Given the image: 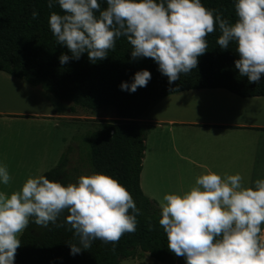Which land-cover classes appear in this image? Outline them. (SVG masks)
<instances>
[{"label":"clouds","instance_id":"1","mask_svg":"<svg viewBox=\"0 0 264 264\" xmlns=\"http://www.w3.org/2000/svg\"><path fill=\"white\" fill-rule=\"evenodd\" d=\"M46 0L49 30L61 53L60 64L87 53L90 63L103 60L115 41L124 37L131 58H151L168 83L195 69L208 45L205 37L219 29L215 43L221 50L235 44L234 67L248 83L264 74V0H233L235 21L201 0ZM98 13V15H97ZM36 19L38 12L30 13ZM151 74L136 71L119 88L134 92L146 86ZM7 166L0 163V185H8ZM158 224L167 248L185 264H264V178L242 185V176L218 174L210 169L195 178L182 193H165L159 205ZM131 210V211H129ZM67 212L63 221L60 216ZM137 208L130 192L104 173L80 175L62 184L45 175L28 177L18 191H0V264H14L21 245L19 234L30 218L39 228L66 227L77 243H67L69 255L87 250L92 241L115 242L136 230ZM152 229L148 218L147 230Z\"/></svg>","mask_w":264,"mask_h":264},{"label":"trees","instance_id":"2","mask_svg":"<svg viewBox=\"0 0 264 264\" xmlns=\"http://www.w3.org/2000/svg\"><path fill=\"white\" fill-rule=\"evenodd\" d=\"M201 3L219 10L230 23L236 19L233 0H201ZM104 7L106 4L101 0V8ZM33 9L38 12L36 19L30 15ZM52 11L63 14L58 5L48 8L46 0H0V70L73 106L92 111L107 106L114 109L119 119L103 122L86 137L87 160L92 173L107 174L125 186L140 214L135 232L123 234L114 247L111 242L94 240L87 250L75 255H69L67 244L77 243L71 230L51 224L39 228L30 218L18 236L21 245L16 250L14 264H119L123 258L134 256L138 248L157 261L185 264L183 257L168 250L166 236L158 224L160 207L140 187L146 125L137 118L145 116L162 98L183 90L224 88L243 97L264 96V74L257 84L239 76L234 67V60L239 58L235 44L221 50L215 43L220 35L215 26L205 37L208 47L198 56L196 68L181 74L171 84L151 58H131V45L124 37L115 41V47L103 60L90 63L87 53H82L79 59L70 58L60 64L61 53L70 57L71 54L66 46L57 45L49 30L47 20ZM141 69L151 74L146 86H138L134 92L118 87L121 81L130 82ZM70 149L67 147L58 162L41 175L65 185L74 183L66 167ZM65 215L66 211L57 222L61 223ZM148 218L151 230H147Z\"/></svg>","mask_w":264,"mask_h":264},{"label":"crops","instance_id":"3","mask_svg":"<svg viewBox=\"0 0 264 264\" xmlns=\"http://www.w3.org/2000/svg\"><path fill=\"white\" fill-rule=\"evenodd\" d=\"M55 100L0 70V163L10 177L41 175L92 130L82 127L94 116L76 114L78 106L67 101L61 107ZM137 120L146 125L139 183L158 205L165 193L188 190L190 177L208 169L223 175L264 167V96L243 97L224 88L183 90ZM150 174L165 179L163 188L154 187L151 177L145 190ZM172 175L187 184L171 181ZM0 189L11 193V181Z\"/></svg>","mask_w":264,"mask_h":264},{"label":"rangeland","instance_id":"4","mask_svg":"<svg viewBox=\"0 0 264 264\" xmlns=\"http://www.w3.org/2000/svg\"><path fill=\"white\" fill-rule=\"evenodd\" d=\"M55 101H57V103L61 107H63L64 105H66V103H68L67 101L58 100V99ZM76 114H81V115L90 114V115L94 116L92 118V120L94 121L93 123L86 124L82 127L84 130H87V129L91 130L92 129L91 130L92 132L95 131L96 129H98L100 124H102L103 122L113 121V120L119 119L118 117H116L114 109L112 107H109V106L103 107V108H98V109H93V111L91 109L81 108L78 106V110H77ZM91 131H90V133H91ZM87 136L88 135L83 136V138H82V136L77 137L75 139L77 146H73V148L70 149V151L68 153L69 161H68V165L66 167H67L68 172L71 174L72 179L75 181L77 180V178L80 175L92 174L91 168H90V166L88 164V160H87V153L89 152V146L86 143V137ZM46 163H47V161H44L45 166H46ZM49 168H51V167H48L46 170H48ZM237 170H238L237 172H239L242 176V185L245 187H252L253 181H255L256 179H259V178H264V167L260 168L259 166H257V169L253 170L252 173H249L251 171L246 170V169H237ZM237 172H234V173H237ZM234 173H232V174H234ZM28 177H30V176L14 175V176L10 177L11 192L12 191H18L20 186L22 185V183ZM151 177L152 176L150 174L145 178V180H143L145 182L142 181L145 190H146V183L148 181H151ZM152 178H154V184H155L154 187L156 186V184H159V186L161 188H163L162 185H163L165 179L163 177H161V175H153ZM195 178L196 177H193V178L190 177L189 187L194 185ZM170 180L171 181H178V182L181 181V184L184 183V185L187 184V182H185V180H184V177H177L176 175H172L170 177ZM6 191L7 190L4 189V192H6ZM261 228H262V231L260 233V236H261V238H264V225H261ZM119 264H166V263L155 260L154 258H152L148 254V252H145V251L138 248L136 250L134 256L128 257V258H123Z\"/></svg>","mask_w":264,"mask_h":264}]
</instances>
